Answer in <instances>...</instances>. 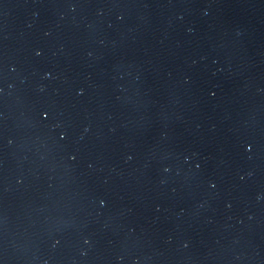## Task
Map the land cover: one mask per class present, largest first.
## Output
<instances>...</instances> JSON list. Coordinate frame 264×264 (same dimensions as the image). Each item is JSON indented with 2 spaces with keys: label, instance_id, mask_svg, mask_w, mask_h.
Instances as JSON below:
<instances>
[{
  "label": "water",
  "instance_id": "95a60500",
  "mask_svg": "<svg viewBox=\"0 0 264 264\" xmlns=\"http://www.w3.org/2000/svg\"><path fill=\"white\" fill-rule=\"evenodd\" d=\"M0 264H264V0H0Z\"/></svg>",
  "mask_w": 264,
  "mask_h": 264
}]
</instances>
